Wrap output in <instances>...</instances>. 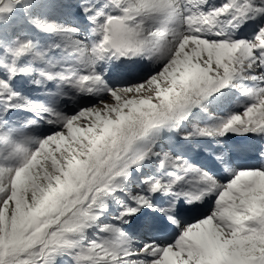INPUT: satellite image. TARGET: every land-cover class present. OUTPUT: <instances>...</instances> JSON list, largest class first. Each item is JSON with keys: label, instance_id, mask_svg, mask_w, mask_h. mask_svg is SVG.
I'll return each mask as SVG.
<instances>
[{"label": "snow or ice", "instance_id": "snow-or-ice-1", "mask_svg": "<svg viewBox=\"0 0 264 264\" xmlns=\"http://www.w3.org/2000/svg\"><path fill=\"white\" fill-rule=\"evenodd\" d=\"M48 7L0 0V264H264V166L231 167L219 152L221 179L159 147L190 119L184 140L264 136V0H80L86 34ZM120 59L160 67L114 87L101 65ZM232 91L240 110L213 112ZM80 96L98 102L64 111ZM41 124L50 134H35ZM208 201L183 220L184 205ZM142 209L167 222L144 240L124 228Z\"/></svg>", "mask_w": 264, "mask_h": 264}, {"label": "rangeland", "instance_id": "rangeland-1", "mask_svg": "<svg viewBox=\"0 0 264 264\" xmlns=\"http://www.w3.org/2000/svg\"><path fill=\"white\" fill-rule=\"evenodd\" d=\"M45 2H47L45 0ZM222 0H210V3L220 4ZM60 12L64 16L62 19L64 23L71 26L81 27L82 33L86 34L90 25L88 24L86 18L83 16L79 4L76 5L74 9L70 3H66L61 9ZM50 18L55 19L52 15H49ZM74 18V20H73ZM76 20V21H75ZM246 31H251L248 26H245ZM160 65L153 64L152 62L145 59H135V60H112L105 64L101 65V70L106 69V79L109 84L114 87L123 86L130 83H137L145 79L148 75L156 71ZM141 68L145 69V73H141ZM49 88H53L52 84H49ZM22 90L25 95L31 96L33 99L46 100L47 97L42 95L43 89L39 86L32 84L23 85ZM67 99V98H66ZM242 98L239 96L238 92L232 91L228 92L227 95L220 98L212 106L213 112H218L219 114H224L229 110H240L236 108L238 102ZM98 102V98L95 96H80L77 98L76 102L71 100L61 101V106L64 111L69 114L77 111L81 107H86ZM242 102V101H241ZM21 115H28L26 113H21ZM201 122L207 120V116L197 111ZM196 119H190L186 121L180 129V132H165L163 139H168L166 142H163L162 148L165 151H171L174 154H178L184 149V153H181L187 156L193 163L199 164L201 167L207 168L213 171L221 179L228 178V173L223 164H221L216 158L215 154L219 152H227V161L228 165L231 167H260L264 166V156H261V152H264V136L260 135H249L246 138H239L242 140V143L233 144L230 142V137L235 135H228L223 138L222 144H217L214 140L208 139H193V140H184L181 138L180 133L189 131L192 124L196 123ZM52 130V126L48 124H41L34 129V132L37 136H46V132ZM237 137V136H236ZM164 141V140H162ZM181 148V150H178ZM262 162V163H261ZM147 168L144 169V174H147L152 167L151 162L146 163ZM139 179V174H137ZM140 183L133 185L135 190H139ZM115 204L111 205L110 208H114ZM188 205H184L186 209ZM211 202H206V207L203 210V213L197 218L202 217L208 211H210ZM139 218L133 217L130 224L124 226L127 232L130 235H133L135 238L144 240L152 235H157L158 233L151 227L153 224H161L164 221V218L158 213L152 212L150 209H142L141 213L138 214ZM183 216L185 222H194L197 218L192 219ZM150 217V218H149ZM140 221V226L136 230L131 228V224L135 221ZM177 234V232H176ZM176 234L164 236L168 239L173 238Z\"/></svg>", "mask_w": 264, "mask_h": 264}, {"label": "trees", "instance_id": "trees-1", "mask_svg": "<svg viewBox=\"0 0 264 264\" xmlns=\"http://www.w3.org/2000/svg\"><path fill=\"white\" fill-rule=\"evenodd\" d=\"M46 1H47L46 3L49 5V7L47 9V14L48 15H52L55 18V20H57L58 22L63 23V24H65L64 23V20L62 19L64 16L60 12V9L66 3H70L71 6H72V9H74L76 7V5L79 4V2H80V0H46ZM73 20H74V18H73ZM30 34L33 36V38L38 39V40H41V41L49 39V37L46 34L39 33L35 29H32L31 32H30ZM25 84H27V83H25ZM51 131L52 130L47 131L45 135L50 134ZM162 140H164V141H162ZM162 140L160 141L159 147H162L163 142H166L168 139L166 138V139H162ZM178 150H181V148H179ZM184 152H185L184 149H182V151L181 152H178V154H181V153H184ZM145 168H147V167H145ZM138 180H139L138 177H136V181L132 184V188L133 189H134L133 185L137 184L138 183ZM115 207L113 209L110 208V211L111 210H114Z\"/></svg>", "mask_w": 264, "mask_h": 264}, {"label": "bare ground", "instance_id": "bare-ground-1", "mask_svg": "<svg viewBox=\"0 0 264 264\" xmlns=\"http://www.w3.org/2000/svg\"><path fill=\"white\" fill-rule=\"evenodd\" d=\"M145 69L144 68H141V73H145ZM230 142L233 143V144H239V143H242V140H239L238 137L234 136V137H230ZM262 163V162H261ZM206 207V203L205 204H197V205H191V206H188L186 208V210L182 213V215H184L185 217L189 218V220L191 221L192 219H195L197 218L198 216H200L202 213H203V210L204 208ZM140 221H135L133 224H131V228L136 230L137 228H139L140 226ZM161 224H167V222L164 220ZM178 230L172 226H167V229H166V234H170V233H173V234H176Z\"/></svg>", "mask_w": 264, "mask_h": 264}, {"label": "water", "instance_id": "water-1", "mask_svg": "<svg viewBox=\"0 0 264 264\" xmlns=\"http://www.w3.org/2000/svg\"><path fill=\"white\" fill-rule=\"evenodd\" d=\"M229 135H234V134H229ZM235 136L240 137V138H246V137H248L249 135H247V136H239V135H235Z\"/></svg>", "mask_w": 264, "mask_h": 264}]
</instances>
